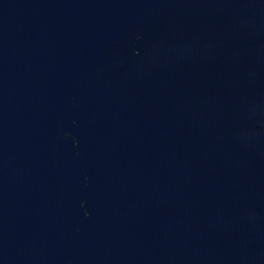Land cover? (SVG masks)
<instances>
[{"label": "water", "instance_id": "obj_1", "mask_svg": "<svg viewBox=\"0 0 264 264\" xmlns=\"http://www.w3.org/2000/svg\"><path fill=\"white\" fill-rule=\"evenodd\" d=\"M0 264H264V0H0Z\"/></svg>", "mask_w": 264, "mask_h": 264}]
</instances>
